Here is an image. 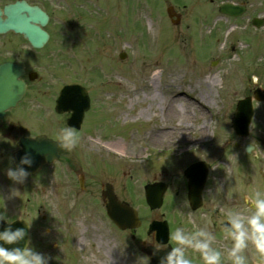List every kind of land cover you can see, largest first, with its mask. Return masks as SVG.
<instances>
[{"label": "rangeland", "instance_id": "374dc122", "mask_svg": "<svg viewBox=\"0 0 264 264\" xmlns=\"http://www.w3.org/2000/svg\"><path fill=\"white\" fill-rule=\"evenodd\" d=\"M225 2L247 10L237 18L224 16L217 9ZM46 3L52 11L55 41L64 46L74 42L76 48L59 50L64 60L65 56L71 58L72 52L75 57L70 75L60 72L57 82L77 80L88 90L94 108L84 127L89 138L108 143L112 153L116 150L115 156L123 159L107 161L113 172L119 167L116 173L109 170L107 178L116 177L120 186L124 183L123 196L142 221L133 242L131 232L116 229L98 205L64 202L62 217L50 204L48 210L37 209L35 204L24 207L35 232L31 246L48 256L49 264H134L138 256L145 255L141 243L153 244L146 233L150 219L172 220L175 230L192 226L196 217L210 218L206 210L202 215L187 214L183 171L191 163L210 165V181L220 189L219 203L212 210L223 218L232 206L245 208V196L264 192V157L245 153V146L252 142L257 151L264 150V99L254 102L248 136H236L231 126L237 101L256 88L264 91V0ZM253 18L262 19V26L254 27ZM5 44L9 48V36L0 37L1 51H7ZM121 52L126 54L123 60L118 58ZM48 61L47 57L41 59L42 63ZM30 62H35L34 56ZM48 98L50 93L44 98L49 104ZM15 114L23 116L19 110ZM31 118L24 113L21 120L39 131ZM42 121L48 122L44 129L55 136L58 118L50 114ZM93 125L96 128L92 130ZM88 135H82L81 150L93 147L85 138ZM80 163V168L89 165L83 157ZM56 171L54 165L51 173ZM154 181L167 183L169 189L161 208L151 211L144 202L143 186ZM236 184L243 188L242 197L230 193ZM222 189L229 204H221ZM211 191L208 194L206 190L208 197ZM36 197L42 201L45 194ZM22 207L14 203L0 212L11 217ZM42 214L47 218L41 220ZM171 243L176 242L170 238ZM214 244L224 257L228 255L231 242L226 236ZM246 252L252 264H257L255 249L250 246Z\"/></svg>", "mask_w": 264, "mask_h": 264}, {"label": "flooded vegetation", "instance_id": "af4514ba", "mask_svg": "<svg viewBox=\"0 0 264 264\" xmlns=\"http://www.w3.org/2000/svg\"><path fill=\"white\" fill-rule=\"evenodd\" d=\"M25 1L31 5L37 4V2H33L32 0ZM41 5L46 9L43 3H41ZM11 35V44L9 48H7V44H5V49L7 51H1L0 49V57H2L0 62L22 59L24 63L30 56H34L35 62H30L25 66L23 80L28 81L29 72L31 71V68H29L30 66H37L39 69L43 68L41 59L44 57H51L52 61L56 59V52L52 50L46 52L38 50L29 51L28 43L21 36ZM62 45H64L63 42H51L50 49H58L62 47ZM46 89V84L39 81V79L28 81V102L24 107L22 106L21 109L38 114L40 110L44 108L42 98L47 93ZM10 111L11 110L7 111L6 115L0 119V208L2 210L12 207L14 203L20 204L23 206L22 209H24L25 205L23 202H29L31 200L37 207H42V209H45L53 200H58V202L62 203L72 202L73 204H79L81 202L83 203L86 199H93L97 201L100 206L105 207L107 202L103 200L101 193L103 187L108 183L114 185L117 195L122 200L121 193H123L124 189L120 186L118 190L115 182L107 178V175L110 176V165L107 164L108 158L105 157L104 154L99 153L97 148L88 147L86 149L82 147L81 150V147H79L80 141L82 140L79 138L82 129H73L77 136V143L74 147L68 149L64 146V141L59 136V130L62 128H69L65 123L69 115H65L61 121L58 122V127L56 129L57 137L54 138L57 142V153L59 155L56 162L58 173H51L50 170L54 167L53 165L48 167L44 166L37 174L33 176L28 175L23 183H17L11 180L7 176V170L9 168H14L10 162L11 155L17 150L19 140L24 136L34 137L38 134H42V132H33L34 128L31 124L12 119ZM27 125L31 127H27ZM88 152H90L91 156ZM81 157L85 158L86 162L89 164L86 168H80ZM2 167H7V169H3ZM17 187L19 196L16 198L15 192ZM38 194H45V198L42 201L41 199L36 200ZM81 194L83 197H80ZM18 214L26 218L28 213L22 211ZM44 219H46V217L43 215L41 220ZM221 227V222L212 220L207 224H199L197 230L203 228L208 231L209 229L210 232L214 233L216 240L218 237L222 236L220 233ZM215 240L213 242H215ZM187 255L193 260V264H204L200 253L196 255L188 253Z\"/></svg>", "mask_w": 264, "mask_h": 264}, {"label": "water", "instance_id": "95a60500", "mask_svg": "<svg viewBox=\"0 0 264 264\" xmlns=\"http://www.w3.org/2000/svg\"><path fill=\"white\" fill-rule=\"evenodd\" d=\"M245 8L224 4L220 6L219 12L228 16H239L244 12ZM1 14L5 15V19L1 18ZM47 21V16L37 7H31L24 2H16L4 7L0 11V34L7 31L21 33L35 47H41L47 35L36 24L43 26ZM262 20H253V25L259 27ZM124 55H120L123 58ZM23 69L20 65L13 63H5L0 65V117L4 111L14 106L24 94V84L18 80ZM254 97L258 101L264 99V94L259 91L254 92ZM88 97L81 87H65L61 91V95L57 101L56 109L59 113L64 111H72V118L69 120L70 125L79 126L83 113L88 108ZM251 99L246 98L237 104L233 127L237 135H247L248 126L252 117ZM22 150L14 157L15 166H19L21 157L28 153L33 160L29 167L24 165L28 170L30 168L37 169L42 164L51 163L56 157L55 144L47 140L45 137H38L35 140H22ZM248 151V150H247ZM29 172V171H28ZM207 172V165L197 163L189 167L185 171V176L189 179V200L194 208L200 205L199 192ZM166 186L162 184H152L145 187L146 200L149 206L154 209L158 208L162 202V195ZM107 214L110 219L121 229L134 228L139 226L136 212L127 205L117 204L113 197H110V203L107 206ZM4 226H7L4 224ZM13 227H26L22 223H13ZM156 231V241L159 244H165L168 239V232L165 223H152L149 231ZM29 240L27 228V236L24 241L15 245H6V247H25ZM166 251H156L153 248L145 249V252L151 258L150 264H159L160 258L166 255Z\"/></svg>", "mask_w": 264, "mask_h": 264}, {"label": "clouds", "instance_id": "9594fccd", "mask_svg": "<svg viewBox=\"0 0 264 264\" xmlns=\"http://www.w3.org/2000/svg\"><path fill=\"white\" fill-rule=\"evenodd\" d=\"M59 136L68 149L77 143V136L72 128H62ZM256 153L257 158L264 157V150L250 143L248 149ZM31 155L25 153L19 166L9 168L7 176L17 182L23 183L29 175L24 165L31 166ZM217 190H220L219 188ZM245 208L232 206L227 214V223L222 225L225 236L230 240L228 257L231 264H250L246 250L253 247L259 257L257 264L264 261V192L257 190L252 195L245 196ZM7 217L0 212V264H49V257L37 252L29 242L25 247H6L15 245L25 240L27 227H13V223L4 226L2 222ZM214 233L200 228L195 231H186L183 227H177L171 234V239L176 242L166 255L160 258L159 264H193V260L186 254L189 248L198 251L204 264H223L224 253L214 246ZM156 247V246H155ZM157 250L160 248L156 247ZM151 258L147 255L138 256L134 264H150Z\"/></svg>", "mask_w": 264, "mask_h": 264}, {"label": "bare ground", "instance_id": "6f19581e", "mask_svg": "<svg viewBox=\"0 0 264 264\" xmlns=\"http://www.w3.org/2000/svg\"><path fill=\"white\" fill-rule=\"evenodd\" d=\"M181 70L183 71V70H186V69H185V67H184V68H181ZM158 74H159V72L156 73V76H157ZM180 94H181V93H180ZM180 94H179V95H180ZM176 95H178V94L176 93ZM172 110H173L175 113H180V112H179L178 110H176V109H175V110L172 109ZM182 131L184 132V130H182ZM183 132H182V133H183ZM81 239H82V241H83V238H82V237H81ZM79 243H80V241H79Z\"/></svg>", "mask_w": 264, "mask_h": 264}]
</instances>
